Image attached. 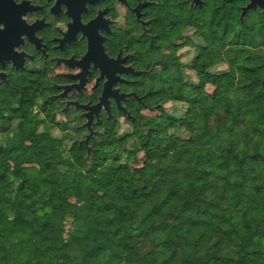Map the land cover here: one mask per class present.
<instances>
[{
  "label": "trees",
  "instance_id": "obj_1",
  "mask_svg": "<svg viewBox=\"0 0 264 264\" xmlns=\"http://www.w3.org/2000/svg\"><path fill=\"white\" fill-rule=\"evenodd\" d=\"M214 30L164 60L149 101L182 113L132 123L130 149L111 124L87 146L39 120L0 138V264H264V32Z\"/></svg>",
  "mask_w": 264,
  "mask_h": 264
},
{
  "label": "flooded vegetation",
  "instance_id": "obj_2",
  "mask_svg": "<svg viewBox=\"0 0 264 264\" xmlns=\"http://www.w3.org/2000/svg\"><path fill=\"white\" fill-rule=\"evenodd\" d=\"M250 20L264 25V0H0V138L39 120L83 143L143 121L165 59Z\"/></svg>",
  "mask_w": 264,
  "mask_h": 264
},
{
  "label": "rangeland",
  "instance_id": "obj_3",
  "mask_svg": "<svg viewBox=\"0 0 264 264\" xmlns=\"http://www.w3.org/2000/svg\"><path fill=\"white\" fill-rule=\"evenodd\" d=\"M251 21L252 20L249 21V24H255V25L259 26L260 30H262L264 32V25L261 22H258L257 20L252 21V22ZM260 40L261 39L259 38L258 41H260ZM224 42H225V40L224 41H216L215 44L220 47V46L223 45ZM199 46H201V45H199ZM181 57H182V59H181V63L182 64H188L189 63L190 57H188V54H187L186 57H184V56H181ZM219 69L223 70V69H225V66H220ZM186 73H187L189 79L192 82H196V78H195L193 72H191L190 70L186 69ZM213 90H214V88L212 86H210V85H206L204 87V91L206 93H208V94L212 93ZM161 98H162V100L161 99H154L152 101H149V111L147 113L148 115H147V117L144 118V120H146V119H149V120L158 119L161 116V114H162V109L167 111L168 113H171V112L174 111V112L177 113V115L182 113L183 105H181L179 103H173V102H166L165 103L163 101V97L162 96H161ZM160 106L162 108H160ZM132 123H134V122H120V123H116V124H113V125L111 124L110 125L111 127L109 129H110V132H111L112 136L126 135V140H125V142L122 145L123 146L122 149H127L128 150L136 142V137L133 135V124ZM44 128H45L44 124L41 125V127L38 129V133L41 132ZM52 133L51 134L53 135V138H60V133L58 134L56 132V130L52 129ZM0 140L3 141L5 139H0ZM33 143L37 144L38 141H34ZM26 144L29 145V144H31V142H28ZM143 162H144V158H143V155L140 153V154H138L137 161L136 162H131L129 164V166H130V168L132 170L139 169L142 166ZM32 168L36 169V167H34V166H32L31 169Z\"/></svg>",
  "mask_w": 264,
  "mask_h": 264
},
{
  "label": "water",
  "instance_id": "obj_4",
  "mask_svg": "<svg viewBox=\"0 0 264 264\" xmlns=\"http://www.w3.org/2000/svg\"><path fill=\"white\" fill-rule=\"evenodd\" d=\"M98 107H99V105H98ZM86 126H89V123L88 124H86ZM91 136H92V133L90 132L89 133V135L85 138V140L83 141V143L87 146V143H88V141H89V139L91 138ZM89 151V150H88Z\"/></svg>",
  "mask_w": 264,
  "mask_h": 264
}]
</instances>
